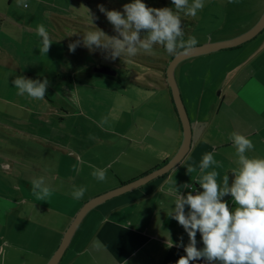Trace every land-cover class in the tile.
I'll use <instances>...</instances> for the list:
<instances>
[{
  "label": "crops",
  "instance_id": "0c3cea01",
  "mask_svg": "<svg viewBox=\"0 0 264 264\" xmlns=\"http://www.w3.org/2000/svg\"><path fill=\"white\" fill-rule=\"evenodd\" d=\"M263 31L257 36H263ZM257 36L248 41L251 48L244 62L227 73L222 86L205 88L198 93V99L192 98L187 74L182 83L176 79L191 122V144L186 156L167 174L87 212L59 264H176L186 255L182 247H168L166 242L170 233L174 244L181 236L183 244L188 243L182 226L168 216L175 201L169 192L172 178L178 187L192 185V189L181 188L183 195L202 191L196 184L198 165L203 155L211 152L223 167L213 166L208 171L219 173L217 180L221 186L223 177L228 175L231 186L232 171L239 168L236 149L229 139L234 132L253 142L254 148L246 153L249 158H264V36L254 44ZM34 46L33 43V49ZM98 74L101 73L87 70L83 79L104 75ZM163 86L168 85L165 82L153 86V91L145 93L149 108L154 109L151 116L141 117L136 124L113 120L116 129L102 126V134L80 137L77 141L73 137H54L56 127L46 118V114L58 116L64 106L58 109L50 103L42 112L26 107L21 102L23 97L18 100L13 89L10 93L2 92L0 264H46L84 202L157 169L175 155L183 142V130L172 96L163 97ZM31 116L37 117L36 121ZM41 125H49L46 132L41 131ZM71 148L75 149L76 158ZM139 157L145 166L131 174ZM189 164L197 171L187 174ZM22 166L32 169L30 172L38 175L37 179L42 178L44 186L50 189L44 200L33 194L35 178H26L28 171ZM97 168L107 169L105 181L92 176ZM80 187L86 188V192L82 199H74L71 194ZM226 202L230 212L234 211L232 197ZM196 239L198 242V234ZM44 243L49 247L44 248Z\"/></svg>",
  "mask_w": 264,
  "mask_h": 264
},
{
  "label": "rangeland",
  "instance_id": "374dc122",
  "mask_svg": "<svg viewBox=\"0 0 264 264\" xmlns=\"http://www.w3.org/2000/svg\"><path fill=\"white\" fill-rule=\"evenodd\" d=\"M25 2L28 4L27 8L18 4V0H0V96L10 93V89L18 91L12 83L18 77L34 80V75L37 76L36 80L48 79L50 86L47 88L45 100H35L27 94L18 95V100L23 97L21 102L26 107L40 109L42 112L50 103H54L58 109L64 106L58 116L46 114V118L53 121L56 127L54 137H73L74 141L80 137L102 134V126L116 129L113 120H127L136 124L141 117L152 115L154 109L149 108L150 103L145 93L153 91V86L165 85V69L171 57L162 46H154L152 54L141 51L135 57L122 56L115 61L105 59L99 50L90 53L83 46H78L73 53L68 50L69 43L94 30L86 9L98 17L94 21L95 26L112 36L116 33L106 17L98 11L97 5H103L107 10L122 11L123 5L133 0ZM142 3L156 9H174L171 0H144ZM192 3L193 0H188L189 6ZM203 4L204 7L197 11L195 17L180 13L184 39L195 37L198 41L196 46L237 38L250 31L264 12V0H203ZM39 25L45 27L52 40L46 57L40 53L42 38L36 31ZM261 35L257 36L254 44L264 36ZM250 45L247 42L240 47L185 58L175 67V78L182 83L183 76L188 75L192 98L196 100L198 93L205 88L222 86L227 73L244 62ZM103 67L115 70L117 76L112 78L101 75L92 80L83 79L87 70L90 72ZM234 87L239 88L237 85ZM163 95H171L168 86H163ZM185 102L188 106L187 99ZM36 118L31 116L32 121H36ZM48 127L49 125H41V131L46 132ZM71 151L76 158L75 149L71 148ZM39 160L41 161L40 158ZM28 161L26 160L27 163ZM144 166L139 157L137 164L131 169V174L136 168ZM22 169L28 171L26 178H38V175L30 172L32 169L23 166ZM113 182H117L114 177ZM28 197L33 198V195L28 194ZM43 247L48 248L49 245L44 243Z\"/></svg>",
  "mask_w": 264,
  "mask_h": 264
},
{
  "label": "clouds",
  "instance_id": "9594fccd",
  "mask_svg": "<svg viewBox=\"0 0 264 264\" xmlns=\"http://www.w3.org/2000/svg\"><path fill=\"white\" fill-rule=\"evenodd\" d=\"M18 4L27 8L25 0ZM174 6L163 8L147 7L141 0H133L124 4L122 11L107 10L103 5H97L112 26L116 35L109 36L95 26L98 19L91 10L86 9L88 20L94 30L88 31L81 39L69 43L70 53L78 46H83L90 53L97 50L105 59L115 61L122 56L135 57L138 53L152 54L154 46L160 45L170 55L184 54L192 51L198 41L195 37L184 39V31L180 13L195 17L197 11L204 7L203 0H193L191 6L188 0H171ZM41 39L40 53L46 57L52 40L43 25L36 29ZM143 33V35H142ZM78 35V34H73ZM13 85L17 95L35 100H45L48 79L32 80L23 76L16 78ZM229 139L236 149L238 170L234 169V179L229 186V177H223V186L218 183L219 173L215 168L223 167L216 161L211 152L203 155L198 165L199 178L196 184L202 191H189L181 194V188H189V184L177 186L172 178L170 194L175 197L174 208H169L168 216L175 220L187 234L188 243L183 244V236L178 243H173L170 233L167 234L168 247H182L185 256H181L176 264L204 260L206 264H264V158H249L246 153L254 148L253 142L243 135L231 133ZM7 167V166H6ZM192 164L186 167L187 174L196 172ZM107 169H94L92 176L103 182ZM192 187V185H191ZM33 194L38 200H44L50 195V189L44 186L42 178L32 181ZM86 188L80 187L72 192L74 199H82ZM231 196L234 211L230 212L227 202L221 198ZM187 208V211H186ZM197 233L203 244L197 247Z\"/></svg>",
  "mask_w": 264,
  "mask_h": 264
},
{
  "label": "water",
  "instance_id": "95a60500",
  "mask_svg": "<svg viewBox=\"0 0 264 264\" xmlns=\"http://www.w3.org/2000/svg\"><path fill=\"white\" fill-rule=\"evenodd\" d=\"M263 29H264V12L260 20L256 23V25L250 31L244 33L243 35L237 38L227 40V41L199 45V46H196L192 51H190L187 54H184L181 50L180 54L172 56V58L169 60L166 66L165 76H166L167 85L170 89L173 104L175 106L178 118L182 126V130H183V142L179 150L170 160H168L164 165L158 167L157 169L133 181L122 184L117 188L109 190L85 202L80 208V210L76 213L74 219L71 221L70 225L64 232L60 244L58 245L57 249L55 250V252L50 257V259L48 260L46 264H58L60 262V260L62 259L71 241V238L77 226L79 225V223L81 222L85 214L89 212L92 208H94L95 206L111 198L117 197L119 195L133 191L135 189H138L141 186H144L145 184H147L148 182L167 174L174 167H176L182 161V159L186 156L187 152L189 151L190 144H191V122L187 114L186 108L184 106V103H183V100L180 94V89H179V86L175 78V67L177 66V64L185 58L205 55L211 52L224 50V49H232V48L241 46L242 44L256 37ZM96 72L104 74V75H109V76H116L117 74L114 70L108 67L96 69ZM230 198L231 196H226V197H222L221 200L222 202H226Z\"/></svg>",
  "mask_w": 264,
  "mask_h": 264
},
{
  "label": "built area",
  "instance_id": "2783aa9c",
  "mask_svg": "<svg viewBox=\"0 0 264 264\" xmlns=\"http://www.w3.org/2000/svg\"><path fill=\"white\" fill-rule=\"evenodd\" d=\"M189 188L192 189L191 186ZM197 247H198V249L199 248H202L203 247V244L200 241H198L197 242ZM198 264H206V262L204 260H199Z\"/></svg>",
  "mask_w": 264,
  "mask_h": 264
},
{
  "label": "trees",
  "instance_id": "16d2710c",
  "mask_svg": "<svg viewBox=\"0 0 264 264\" xmlns=\"http://www.w3.org/2000/svg\"><path fill=\"white\" fill-rule=\"evenodd\" d=\"M141 1L143 2L144 0H141ZM238 47H240V46H238ZM172 56H173V55H171L170 59L172 58ZM170 59H169V60H170ZM165 70H166V69H165ZM98 75H101V74H98ZM165 78H166V76H165ZM168 88H169V87H168ZM172 101H173V100H172ZM172 103H173V102H172ZM174 107H175V106H174ZM165 163H166V162H165ZM165 163H164V164H165ZM164 164H163V165H164ZM197 234H198V240L202 243V241H201V237H200V234H199V233H197ZM60 261H61V260H60ZM58 264H59V263H58Z\"/></svg>",
  "mask_w": 264,
  "mask_h": 264
}]
</instances>
